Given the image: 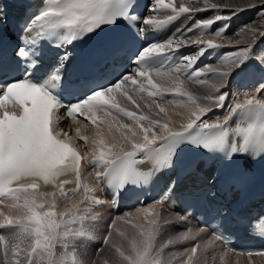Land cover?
<instances>
[{"label":"snow or ice","instance_id":"obj_1","mask_svg":"<svg viewBox=\"0 0 264 264\" xmlns=\"http://www.w3.org/2000/svg\"><path fill=\"white\" fill-rule=\"evenodd\" d=\"M200 2L203 7L197 8L178 6L174 0H150L146 13L140 14L135 0H44L42 7L26 15L10 46L5 43L4 20L0 15V49L11 50L10 58L0 57V205L8 209L5 213L0 208V264H109L106 256H100L104 248H98L88 260L77 258L88 256L87 252L77 250L78 241L91 238L85 222L97 219L85 205L104 206V202L96 198L94 188L82 183L81 161L85 157L71 143L72 137L63 129L58 130L59 120L53 119L58 109H63L73 121L84 117L96 129L91 140L92 158L87 162L105 169L96 173V180L113 188L114 197L138 191L158 172L172 168L185 147L222 155L229 164L250 165L257 157L264 161V83H259L253 93H244L243 102L233 99L236 94H230L228 83L233 70L249 62L264 69V48L259 46L264 44V23L241 26L240 32L247 37L242 46L240 41L224 45L203 38L204 29L230 21L244 11L255 12L257 19L264 21V0H245L243 6ZM210 9L226 10L231 15L216 14L199 22L195 29L178 32L176 37L163 42L146 38L145 26L155 31L182 15L195 16ZM161 10H166L163 19L152 14ZM121 25L125 32L110 38L103 56H118L129 41H139L140 46L128 56L131 67L107 81L87 78L84 90L74 94L79 82L69 71L74 59L70 49L104 26ZM229 27L224 23L215 36L222 37ZM194 30L199 31V36L193 40L188 33ZM52 41H56L54 47ZM225 46L236 49L223 58L226 70H222L223 66L201 63L202 57H210ZM189 47L195 51L181 52ZM46 49L55 55L44 63ZM93 68V62L86 59L74 68V73H88ZM209 75L215 78L211 83L204 78ZM181 76L206 85L209 94L200 98L182 90ZM169 95L186 97L192 103L203 99L206 106L196 104L189 122L176 130L161 103ZM153 110L156 119L146 114ZM218 110L225 112L222 120L217 117L215 123L205 122L209 112ZM233 117L250 122L233 128ZM75 133L88 142L87 136L80 135V127ZM126 144L131 145L130 151H125ZM174 186L175 181L169 190ZM80 195L84 199L76 202L74 198ZM58 199L70 207L57 211ZM6 200L11 203L5 205ZM160 200L167 202V197ZM155 203L137 209L145 219L153 215L157 218L148 219L147 229L141 227V238L130 242L128 252L118 245L109 247L117 264H206L204 258L217 241H224L223 234L213 229L203 248L197 238L206 232L205 228L195 232L187 228L159 243L168 222H158L159 214L151 211ZM81 212L86 214L80 215ZM174 219L186 223L184 217ZM113 229L115 220L105 229L102 245L108 246ZM261 232L264 233V225ZM189 241L196 242L180 252L165 251ZM246 251L248 257L264 256V249Z\"/></svg>","mask_w":264,"mask_h":264},{"label":"bare ground","instance_id":"obj_2","mask_svg":"<svg viewBox=\"0 0 264 264\" xmlns=\"http://www.w3.org/2000/svg\"><path fill=\"white\" fill-rule=\"evenodd\" d=\"M245 0H209V3H215V4H231L232 6H235V4L244 5ZM174 3H176L178 6L180 4H187L190 7H203V4L200 2V0H197V2L193 3L192 0H174ZM209 11V16H207L206 18H212L214 15L219 14V15H231L230 12L228 11H216V10H208ZM153 15H156L157 18L161 19L165 17L166 14V10H161V12L159 13H152ZM236 16H240V22L242 23L241 26L243 25H249V26H256L257 24H262L264 23V21H261L259 19H257L256 13L253 11H244L241 12L239 15ZM233 16V17H236ZM237 18V17H236ZM203 20H201L200 22H202ZM204 31V30H203ZM239 30H237L235 33L230 34V35H222V37H216L215 33L212 34H206L204 35V39H214L216 43H221L224 45H228L229 42H231V44L235 45L237 41H240L241 46L243 45L244 41L247 39V37L245 36L244 33L240 32L238 33ZM199 36V31L197 30L196 33L192 36H190L191 39H196ZM260 47L264 48V44H260ZM230 46H225L222 47L220 49L215 50L213 53H217L219 54L220 52L224 53L227 48ZM231 50V49H230ZM219 55L218 58L213 61V62H209L208 64H211L213 67H222V70H226L227 68V64L224 62V57L225 55ZM260 70L261 73L264 74V69L258 67L254 62H249L247 66L245 67H241L240 69H234L233 70V75L229 78V90H230V94H236L235 96H233V99L239 98L240 102H243L244 93H253L255 91L254 89H245V90H239L238 88H236V84H238L237 81H234L235 83L232 82V78L233 76L235 78H239V80H245L248 78V74L250 75H254L256 73L257 70ZM205 79H207L209 81V83H211L215 78H213L211 75H209L208 77H204ZM181 80L184 81L183 85H182V90L184 91H188L190 93H192L194 95V97H204L205 95L209 94V88L206 85H199L194 83L193 81L189 80L187 77H180ZM264 83V82H263ZM196 104H199L200 106H206L205 102L203 101V99H199L196 101V103H192L190 101L187 100L186 97H179V96H172L168 101H166V105L164 106L167 109L168 112V117L170 118V122L173 125V128L176 130H179L181 125H185L189 122V117H190V112L192 110L195 109ZM135 110V109H132ZM156 110H153L151 113H147L152 116L153 119L158 118L155 114ZM224 117V115L219 116V118L222 120ZM216 115H214L212 112H209L208 115L206 117H204L205 122L207 123H215L216 122ZM125 120L126 123H131V121ZM163 122V121H162ZM77 127H80L81 129V136H87L89 138L88 142L85 143L83 140L77 138L76 133H75V129ZM60 129H63L64 132L68 133L69 137H72L71 143L76 145L81 153L84 155L85 158L87 157H92L91 155V151L92 148L94 147V145L91 143L92 138L95 136V132L96 129L91 125L90 121H79V122H70L67 125H65L64 127H61ZM161 135H164L166 133L161 132ZM117 136H119L118 133H116ZM61 138H64L63 134H61ZM106 139H110V137L106 136ZM139 141V138H138ZM131 150V145L130 144H126L125 145V151H130ZM117 151H119V149H117ZM83 176L85 177V173L83 171ZM5 205L11 203V201H5L4 202ZM58 204V208L57 211H65L66 210V206H63L62 204H60L57 201ZM0 208H3V210L5 211V213H7L8 209L5 208L3 205H0ZM144 208H148V207H144ZM151 211H153L154 214H159V218L161 221H167L168 223L165 224L164 228L169 229V233L170 236L173 237L178 233L184 232L183 229L179 226L178 220H175L174 217H176V215H166L164 213H158L156 211H154L153 209H151ZM133 214H142L139 213L137 211L132 212ZM82 215V214H80ZM152 218H156L155 215L151 216ZM140 226H143L145 229H147L148 224L146 223H141ZM193 232H195L197 230V228H192ZM168 233V234H169ZM169 236V237H170ZM209 237L207 236V233H202L200 237H198V241L201 243V247L203 248V244L204 241H206ZM140 239V237L138 238L137 236V241ZM124 240V239H123ZM127 242V240H126ZM196 241H189V242H185L183 244H180V248L181 246L185 245L187 248H190L193 246V244ZM82 245V248L83 249ZM90 251L93 250V248H90ZM57 250H61L59 248V246L57 247ZM176 251H178L177 249H175ZM81 252H84L81 251ZM198 254H199V250H198ZM2 255V254H1ZM225 256V255H229L230 257L233 258V261L236 262V264H264V256H252V257H244V256H239V255H233V254H229V253H225L222 251L221 247L219 246V244L216 242L215 246L209 250L208 254L206 255V257L204 258L206 260V263L208 262V260H212L214 262H217V256ZM101 256V254H100ZM216 258V259H215ZM230 260H227L226 262H224L223 264H231L229 263Z\"/></svg>","mask_w":264,"mask_h":264},{"label":"rangeland","instance_id":"obj_3","mask_svg":"<svg viewBox=\"0 0 264 264\" xmlns=\"http://www.w3.org/2000/svg\"><path fill=\"white\" fill-rule=\"evenodd\" d=\"M245 3V2H244ZM238 5V4H235V6ZM240 22V19L239 17L240 16H236ZM241 23V22H240ZM242 24V23H241ZM240 29H241V25L239 27V32L240 33ZM231 49V50H230ZM236 49L233 48V47H228L227 50L223 53V55H225L226 53H229V52H232V51H235ZM222 55V56H223ZM224 57V56H223ZM128 122V121H127ZM129 123V122H128ZM133 214V213H131ZM171 216V215H170ZM136 218V216H130L124 220H121V221H118L117 223H115V229L112 230V235L111 237L109 238L108 240V246H104V245H101L100 247L101 248H104V251L101 254V256H106L108 258V261H109V264H117V257L115 255L114 252H110L108 249L110 246L112 245H118L120 246L125 252H128L130 250V247H131V244L130 242L135 239L137 240V236L139 234V229H136L135 227L132 226V223H133V219ZM143 227V226H141ZM98 228H101V227H98ZM98 228H89L87 229L89 231V233L91 234H97L100 232V230ZM107 228V227H106ZM105 228V229H106ZM144 228V227H143ZM145 229V228H144ZM118 230V231H117ZM184 231V230H183ZM124 233L123 236H121L119 233ZM169 233V229L167 228H163L162 229V233L160 235V240H161V243L166 241L168 238H171L170 236V233ZM106 235V231L104 230L103 232V236ZM170 236V237H169ZM139 238V237H138ZM124 239V240H123ZM127 240V242H126ZM79 244V249L78 251H83L84 252H90V249H89V246H83V249L82 248V244L78 243ZM91 248V247H90ZM185 248H187L185 245L180 246L177 245L175 247H170L169 249H166L165 251L166 252H172V253H176V252H180V251H183ZM175 249H177L178 251H176ZM97 252V251H96ZM94 252L92 254L91 257H94V254L96 253ZM0 257H2V255L0 254ZM90 258V257H89ZM89 258H82L81 260H88ZM216 259V258H215ZM227 260H230L229 263L231 264H236V262L233 261V258L230 257L229 255H225V256H217V262H214L212 260H208V262L206 264H223L224 262H226ZM97 264H102V261H97Z\"/></svg>","mask_w":264,"mask_h":264}]
</instances>
